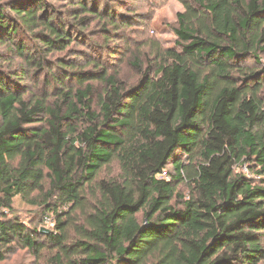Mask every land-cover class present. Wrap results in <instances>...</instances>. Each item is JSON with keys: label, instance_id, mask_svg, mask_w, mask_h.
I'll use <instances>...</instances> for the list:
<instances>
[{"label": "trees", "instance_id": "1", "mask_svg": "<svg viewBox=\"0 0 264 264\" xmlns=\"http://www.w3.org/2000/svg\"><path fill=\"white\" fill-rule=\"evenodd\" d=\"M30 1L16 20L0 10V45L39 66L21 29L44 27L50 49L69 35ZM191 1L177 15L179 50L130 90L78 73L80 87L48 105L0 78V264L19 249L41 264L264 261V80L244 64L264 50V0ZM72 9L83 26L101 17L83 2ZM95 81L106 87L99 113ZM113 163L119 174L101 177ZM245 164L261 184L236 172ZM17 197L55 215V231L10 218Z\"/></svg>", "mask_w": 264, "mask_h": 264}, {"label": "rangeland", "instance_id": "2", "mask_svg": "<svg viewBox=\"0 0 264 264\" xmlns=\"http://www.w3.org/2000/svg\"><path fill=\"white\" fill-rule=\"evenodd\" d=\"M40 1L43 7L38 12L40 21L52 19L69 35L65 49H50L45 45L46 37L50 36L44 27L32 30L23 28L19 40L26 44L27 54L34 56L41 65H29L16 54L15 47L0 45V78H9L19 91L28 92L27 98L43 99L48 105L58 100V94L62 91L60 89L75 90L80 87L78 73L94 72L114 76L127 90L138 86L145 75L154 77L160 63L159 55L167 50H179L175 33L178 28L177 15L186 10L183 2L193 3L191 0ZM79 2L85 3L88 9L97 10L100 19L92 17L88 25H84L86 27L80 25V18H75L72 9ZM28 3L31 1L0 0V10L16 20L15 6ZM29 6L36 7L34 4ZM258 57L260 61L252 57L244 64L261 72L264 80V50L258 53ZM91 63L95 66H89ZM23 75L27 76L24 80ZM68 78L63 86L59 84ZM86 84L94 87L93 106L99 113L106 87L98 81ZM236 172L246 175L257 185L261 184V177L251 171L247 164L237 167ZM118 174V164L113 163L103 170L101 177H116ZM177 190L188 193L183 185ZM3 212L9 214L7 210ZM12 217L21 219L28 227L39 231L42 228L50 232L56 229L55 215L46 213L44 207L34 206L20 197L13 201ZM40 241L47 244L46 238H40ZM49 253L46 250L45 257ZM42 261L26 250L19 249L14 255H8L1 264H41ZM260 264H264V261Z\"/></svg>", "mask_w": 264, "mask_h": 264}, {"label": "built area", "instance_id": "3", "mask_svg": "<svg viewBox=\"0 0 264 264\" xmlns=\"http://www.w3.org/2000/svg\"><path fill=\"white\" fill-rule=\"evenodd\" d=\"M161 178H168L167 172H163V174L161 175ZM2 212H3V210L0 208V215Z\"/></svg>", "mask_w": 264, "mask_h": 264}, {"label": "water", "instance_id": "4", "mask_svg": "<svg viewBox=\"0 0 264 264\" xmlns=\"http://www.w3.org/2000/svg\"><path fill=\"white\" fill-rule=\"evenodd\" d=\"M41 233L49 235L51 232L45 228H42Z\"/></svg>", "mask_w": 264, "mask_h": 264}]
</instances>
